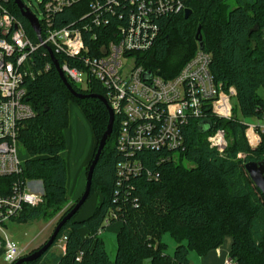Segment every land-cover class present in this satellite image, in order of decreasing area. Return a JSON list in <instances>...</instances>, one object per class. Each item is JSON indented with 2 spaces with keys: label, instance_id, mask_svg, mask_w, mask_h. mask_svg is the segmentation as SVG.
Instances as JSON below:
<instances>
[{
  "label": "trees",
  "instance_id": "trees-1",
  "mask_svg": "<svg viewBox=\"0 0 264 264\" xmlns=\"http://www.w3.org/2000/svg\"><path fill=\"white\" fill-rule=\"evenodd\" d=\"M95 1L80 0L55 13L54 25L82 29L91 20V4ZM126 1L118 7L122 18L112 16L110 24L82 29L86 45L93 47L97 43L91 37L93 32L106 40L113 27L126 24V15L133 8ZM0 2L23 22L31 39L37 42L14 0ZM190 7L188 17L176 12L157 20L160 35L140 55L139 62L148 71L175 75L199 48L196 34L201 27L203 49L212 54L211 73L226 90L234 87L237 92L234 116L222 119L208 111L206 119L191 120L185 125L184 148L172 152L140 149L129 156L116 146L119 115L114 113L112 134L93 169L88 198L94 192L99 195L94 212L76 219L81 206L60 227L47 251L22 264H144L145 260L150 264H193L192 253L203 256L222 245L226 236L232 237L229 256L238 264H264V193L244 166L250 160H264V138L254 149L246 134L249 124L236 115L240 110L244 118L264 121V0H199L192 1ZM176 42L183 50L174 55ZM52 53L60 66L80 65L78 57L54 49ZM34 56L36 76L26 82V101L35 115L22 121L18 133L28 153L20 176L42 182L44 203L24 206L15 218L19 222L45 218L49 209L60 210L68 201L67 163L62 152L66 149L64 134L69 125L70 102L81 106L97 138L86 172L109 122L108 110L100 99L78 98L66 86L47 47H39ZM68 82L77 92L106 96L103 84L93 78L86 88ZM219 128L226 131L228 138L225 153L212 149L207 141ZM255 136L251 131L252 141ZM128 160L137 161L140 171L123 173L119 164ZM184 161L191 166H185ZM15 179L16 175L0 176V195L11 192ZM107 219L109 223L121 221L114 259L108 255L100 235ZM165 233L177 243L173 254L167 252L168 245L161 240ZM64 236V251L53 252L51 248Z\"/></svg>",
  "mask_w": 264,
  "mask_h": 264
},
{
  "label": "built area",
  "instance_id": "built-area-1",
  "mask_svg": "<svg viewBox=\"0 0 264 264\" xmlns=\"http://www.w3.org/2000/svg\"><path fill=\"white\" fill-rule=\"evenodd\" d=\"M80 0H43L41 40L34 42L25 25L6 4L0 2V176L16 175L11 192L0 195V257L13 264L23 255V248L3 235L7 223L17 218L24 206L44 203V190L40 180L24 179L26 157L18 133L22 121L35 115L26 101V82L36 76L35 52L49 47L59 53L78 57L79 66L63 63L61 68L68 80L82 88L93 79L103 84L110 107L119 115L116 146L129 156L140 149L184 148V128L191 120H204L208 111L222 119L232 118L236 90H226L211 73L212 54L197 49L173 76L145 69L139 62L160 35L159 18L191 9L192 1L199 0H128L132 10L126 24H117L111 35L102 40L92 34L91 47L85 44L82 29H93L110 24L112 16L122 18L118 9L124 0H96L92 2L91 20L79 27H57L55 13L73 6ZM36 15V14H35ZM37 36V35H36ZM258 125L249 124L247 137L252 147L250 131ZM209 146L225 153L228 146L226 131L216 129L208 137ZM124 173L140 171L137 161L119 164ZM109 224V220H105ZM101 232V231H100ZM64 236L59 241L65 242ZM62 243V244H63ZM64 248V244L62 245ZM222 264H238L230 256Z\"/></svg>",
  "mask_w": 264,
  "mask_h": 264
},
{
  "label": "rangeland",
  "instance_id": "rangeland-1",
  "mask_svg": "<svg viewBox=\"0 0 264 264\" xmlns=\"http://www.w3.org/2000/svg\"><path fill=\"white\" fill-rule=\"evenodd\" d=\"M43 0H23V2L36 16L41 19L43 18V8H42V2ZM177 44V45H176ZM182 51L183 48L180 43H175V46L173 47V52H175L174 55H176V52ZM181 55V54H180ZM232 103L236 104V98L232 99ZM77 104V102H76ZM78 106H75V108H70V121L71 124L66 128L65 130V143H66V151L64 154L67 157H70L71 161H78V158L80 155L85 152V150L89 147L90 144V134H91V128L89 123L87 122L85 116L83 115V110L79 104ZM236 115L245 121L248 124H254L258 125L256 128V131H252L256 136V139L253 141L255 142V147H257L261 141L263 140L264 136L262 133H264V121L260 120L258 118H244L240 110L236 113ZM234 116V108L232 109V117ZM230 119V118H229ZM251 132V131H250ZM227 138V136H226ZM228 142V138H227ZM21 154L23 158L28 157V153L24 150H21ZM185 166L190 167L191 163L184 161L183 163ZM40 189H44L43 187ZM85 190L82 188L81 192L75 194L73 196V191L69 192V195L72 194V196H68V201L65 204L63 208L60 210H51L49 209L45 218H37L28 221V222H19L15 221V218L10 220L7 223V226L5 227L3 235H6L9 240L15 242L18 246L23 248V256L33 252L34 250H37L40 248L53 234L57 224L63 217L64 213L82 196L83 192ZM99 201V195L97 192H94L88 200L84 202L82 207L77 213L76 219H83L91 215ZM240 203H238L239 205ZM121 226V221L116 220L113 221L104 227L103 231L101 232V237L104 240L106 251L111 259L115 258L116 255V237H117V230H119ZM243 238L241 234H238ZM226 238V237H225ZM165 243H167V252L170 254H173L175 247L177 245L175 239L171 237L170 234L165 233L163 235V238L161 239ZM63 242L59 241L57 244L51 248L53 252L61 253L62 248L61 246ZM245 249V248H244ZM246 251V249L244 250ZM213 254V253H212ZM215 257H210L209 263L212 264ZM191 261L193 264H201V258L195 253L191 254ZM255 261H251L253 263ZM0 264H7L3 258L0 257ZM144 264H150L149 260H145Z\"/></svg>",
  "mask_w": 264,
  "mask_h": 264
},
{
  "label": "water",
  "instance_id": "water-1",
  "mask_svg": "<svg viewBox=\"0 0 264 264\" xmlns=\"http://www.w3.org/2000/svg\"><path fill=\"white\" fill-rule=\"evenodd\" d=\"M15 4L18 6L20 9L21 15L28 20L31 28L37 35L38 39L41 40V25L39 22L38 17L27 7L25 6L24 2L22 0H14ZM191 14V9H186L185 10V17H188ZM201 27H198L196 38L199 42V47L200 49H203V41H202V36H201ZM48 51L50 52L51 59L62 79V81L66 84V86L71 90V92L78 98H87V97H95L97 99H100L106 106L108 113H109V122L107 125L106 130L104 131L102 137L99 140L97 150L95 152V155L91 161V164L88 168L87 171V177H86V186L85 190L80 197V199L77 201V203L67 212L65 215H63L62 219L59 221L57 224L53 234L51 237L37 250H34L33 252L21 257L18 259L14 264H22L26 261H31V260H36L38 259L45 251H47L53 242L55 241L56 235L60 227L67 221L69 220L76 212L79 210V208L82 206V204L88 199V196L91 191V182H92V174H93V169L100 157V154L104 147L106 146V143L109 139V137L112 134L113 131V125H114V111L110 107L107 99L101 95V94H95V93H89V94H84L77 92L73 89L72 85L68 82L60 64L54 57L51 48L47 47ZM211 128V125L209 126ZM245 168L251 177V180H253L254 184L264 193V160L256 161V160H250L245 163Z\"/></svg>",
  "mask_w": 264,
  "mask_h": 264
},
{
  "label": "crops",
  "instance_id": "crops-1",
  "mask_svg": "<svg viewBox=\"0 0 264 264\" xmlns=\"http://www.w3.org/2000/svg\"><path fill=\"white\" fill-rule=\"evenodd\" d=\"M75 106H78L76 102H70L69 104V125L71 124L70 108L71 107L75 108ZM83 115L85 116L91 128L89 147L85 150V152H83L80 155V157L78 158V161L76 162L75 161L72 162L70 157H67L64 154L66 149L62 152V155L65 158L66 163H67V176H68L67 177V193H68V196L70 197L72 196V194L69 195V192L71 191V189L73 191L72 193L74 196L75 194L81 192L82 188L84 189V187H87L86 186V177H87L86 168L94 154V150H95L96 143H97V138L92 128V125L87 119L84 112H83ZM231 245H232V237L226 236L223 244L220 245L217 249L208 251L207 254L200 256L201 264H208L209 263L208 259L213 256L215 257L214 259L215 262H213L212 264H222L226 258H229V254L231 251ZM61 248H62L61 252H63L64 251L63 246H61Z\"/></svg>",
  "mask_w": 264,
  "mask_h": 264
},
{
  "label": "bare ground",
  "instance_id": "bare-ground-1",
  "mask_svg": "<svg viewBox=\"0 0 264 264\" xmlns=\"http://www.w3.org/2000/svg\"><path fill=\"white\" fill-rule=\"evenodd\" d=\"M249 134H250V138H251V132Z\"/></svg>",
  "mask_w": 264,
  "mask_h": 264
}]
</instances>
